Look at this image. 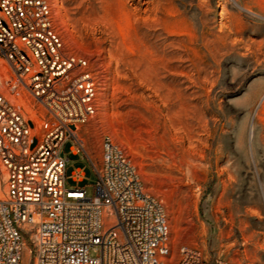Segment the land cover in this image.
Returning a JSON list of instances; mask_svg holds the SVG:
<instances>
[{
	"label": "rangeland",
	"instance_id": "1",
	"mask_svg": "<svg viewBox=\"0 0 264 264\" xmlns=\"http://www.w3.org/2000/svg\"><path fill=\"white\" fill-rule=\"evenodd\" d=\"M53 1L68 49L100 80L98 112L78 131L86 153L65 146L67 185L95 195L110 135L162 201L175 256L186 245L264 264V0ZM12 77L0 60L1 80ZM31 119L32 138L56 125Z\"/></svg>",
	"mask_w": 264,
	"mask_h": 264
},
{
	"label": "built area",
	"instance_id": "2",
	"mask_svg": "<svg viewBox=\"0 0 264 264\" xmlns=\"http://www.w3.org/2000/svg\"><path fill=\"white\" fill-rule=\"evenodd\" d=\"M53 0H0V60L12 71L2 86L21 96L41 126H55L34 147L31 116L0 93V264H238L207 259L170 242L164 205L144 188L127 150L102 141L95 195L67 185L70 151L86 153L80 127L98 112L100 80L88 58L71 52ZM18 42L23 44L20 48ZM73 180L85 178L83 168Z\"/></svg>",
	"mask_w": 264,
	"mask_h": 264
},
{
	"label": "water",
	"instance_id": "3",
	"mask_svg": "<svg viewBox=\"0 0 264 264\" xmlns=\"http://www.w3.org/2000/svg\"><path fill=\"white\" fill-rule=\"evenodd\" d=\"M31 126H34V123H33V121L31 120ZM36 142H37V138L36 137H34L33 138V144H32V147H34L35 146V144H36Z\"/></svg>",
	"mask_w": 264,
	"mask_h": 264
},
{
	"label": "bare ground",
	"instance_id": "4",
	"mask_svg": "<svg viewBox=\"0 0 264 264\" xmlns=\"http://www.w3.org/2000/svg\"><path fill=\"white\" fill-rule=\"evenodd\" d=\"M26 249H27L28 254H29V257H30V250H29V247L27 246Z\"/></svg>",
	"mask_w": 264,
	"mask_h": 264
},
{
	"label": "trees",
	"instance_id": "5",
	"mask_svg": "<svg viewBox=\"0 0 264 264\" xmlns=\"http://www.w3.org/2000/svg\"><path fill=\"white\" fill-rule=\"evenodd\" d=\"M30 116H31V114H30Z\"/></svg>",
	"mask_w": 264,
	"mask_h": 264
}]
</instances>
